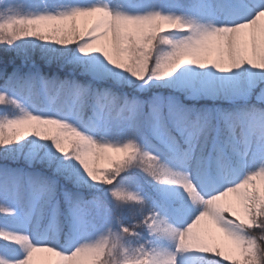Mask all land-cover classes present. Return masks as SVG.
<instances>
[{
    "label": "snow or ice",
    "instance_id": "snow-or-ice-1",
    "mask_svg": "<svg viewBox=\"0 0 264 264\" xmlns=\"http://www.w3.org/2000/svg\"><path fill=\"white\" fill-rule=\"evenodd\" d=\"M0 264H264V0H0Z\"/></svg>",
    "mask_w": 264,
    "mask_h": 264
},
{
    "label": "rangeland",
    "instance_id": "rangeland-1",
    "mask_svg": "<svg viewBox=\"0 0 264 264\" xmlns=\"http://www.w3.org/2000/svg\"><path fill=\"white\" fill-rule=\"evenodd\" d=\"M18 2L24 3L25 5H30L34 2V0H18Z\"/></svg>",
    "mask_w": 264,
    "mask_h": 264
}]
</instances>
